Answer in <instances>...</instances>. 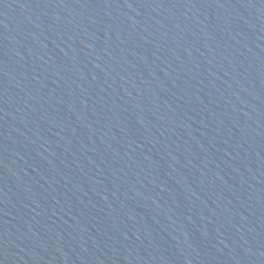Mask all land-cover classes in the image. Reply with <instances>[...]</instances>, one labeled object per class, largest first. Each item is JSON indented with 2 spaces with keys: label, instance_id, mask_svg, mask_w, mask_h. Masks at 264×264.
<instances>
[{
  "label": "water",
  "instance_id": "obj_1",
  "mask_svg": "<svg viewBox=\"0 0 264 264\" xmlns=\"http://www.w3.org/2000/svg\"><path fill=\"white\" fill-rule=\"evenodd\" d=\"M0 264H264V0H0Z\"/></svg>",
  "mask_w": 264,
  "mask_h": 264
}]
</instances>
